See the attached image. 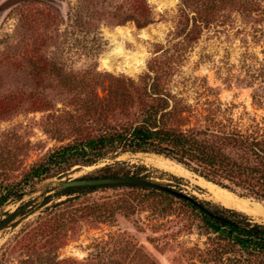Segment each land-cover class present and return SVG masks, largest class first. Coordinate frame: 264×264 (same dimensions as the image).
<instances>
[{"label":"rangeland","instance_id":"1","mask_svg":"<svg viewBox=\"0 0 264 264\" xmlns=\"http://www.w3.org/2000/svg\"><path fill=\"white\" fill-rule=\"evenodd\" d=\"M178 6L179 0H26L0 10V180L20 179L71 141L76 127L88 132L79 99L103 96L110 76L138 82L149 62L165 71L166 90L189 107L192 119L206 102L218 108L203 113L241 117L243 125L264 117V35L253 36L233 14L226 26L187 43L177 35ZM118 44L122 49L115 51ZM95 70L102 74L93 79ZM69 85L75 90L67 91ZM148 154L155 153L109 154L74 165L6 202L0 219L21 203L28 213L0 229V264H264L240 257L237 247L208 233L181 203L157 193L108 184L67 196L60 184L47 186L52 179L100 176L108 166L110 174L142 177L219 204L189 178L149 165ZM49 217L58 220L55 238L25 235Z\"/></svg>","mask_w":264,"mask_h":264},{"label":"trees","instance_id":"2","mask_svg":"<svg viewBox=\"0 0 264 264\" xmlns=\"http://www.w3.org/2000/svg\"><path fill=\"white\" fill-rule=\"evenodd\" d=\"M178 11L180 29L177 35L183 36L187 43L197 41L204 31L226 26L233 14L253 36L264 35V0H179ZM148 22L137 21L136 24L143 27ZM164 73L158 64L149 62L138 82L130 77L110 76L102 88L103 96L96 92L90 98L79 99L81 119L84 118L82 121L85 120L90 130L81 133L76 127L71 141L53 148L20 179L0 180V215L6 202L21 199L37 182L60 177L74 165H89L109 154L124 152L162 155L220 187L264 200V117L252 116L249 123L243 125L241 117L234 119L203 113L218 108L215 103L206 102L203 110L196 112L192 119L188 114L189 107L178 104L166 90L162 79ZM101 74L95 70L91 77L96 79ZM85 77L86 72H83L80 78ZM75 88V85H69L66 90ZM84 88L86 85L81 86L80 91ZM103 171V175L87 178L119 177L108 173V166ZM101 186L106 185L67 187L61 194L69 196ZM108 186L143 189L179 202L208 233L237 247L240 257L264 262V224L251 220L243 212L206 200L193 198L194 202L172 191L145 185ZM25 206L26 203H21L14 211H6L0 219V229L17 216L26 215L28 212H23ZM57 229L58 220L49 217L25 235L33 233L36 237L37 231L40 237L43 234L51 239L56 237ZM22 238L15 240L20 242Z\"/></svg>","mask_w":264,"mask_h":264},{"label":"bare ground","instance_id":"3","mask_svg":"<svg viewBox=\"0 0 264 264\" xmlns=\"http://www.w3.org/2000/svg\"><path fill=\"white\" fill-rule=\"evenodd\" d=\"M121 33V32H120ZM115 33L113 36L116 37L117 34ZM122 49V45L118 44L116 45V50L119 51ZM104 63L108 66L111 65V58L109 54H106L104 57ZM144 161L149 163V165H153L157 168L162 169L163 171L170 172L176 176L181 177H187L195 184L201 186L202 188L206 189L208 192V196L215 202L219 203L222 206H225L227 208L235 209L240 212H243L252 218H254L256 221H260L264 223V205L252 201L248 198L239 197L235 195L234 193L228 191L227 189H224L222 187H219L212 183L211 181H208L202 177L194 176L192 177V173L188 170H186L181 164L175 163L170 159H167L160 155L155 154H148V156H144Z\"/></svg>","mask_w":264,"mask_h":264},{"label":"water","instance_id":"4","mask_svg":"<svg viewBox=\"0 0 264 264\" xmlns=\"http://www.w3.org/2000/svg\"><path fill=\"white\" fill-rule=\"evenodd\" d=\"M22 1H26V0H5L3 3L0 4V10H5ZM181 165L186 170H188L183 164ZM53 183L60 184L64 188L77 187V186H98V185H108V184L145 185V186L155 187L158 189L172 191L179 196L186 197L195 202V200L192 197L180 191H176L170 187H167L165 185H162L160 183H157V182H154L149 179L142 178V177H96V178H77V179H70V180L52 179L51 181H49L47 186H51Z\"/></svg>","mask_w":264,"mask_h":264}]
</instances>
